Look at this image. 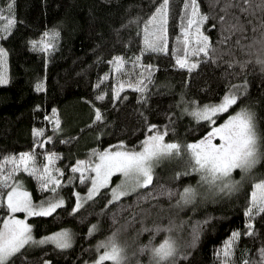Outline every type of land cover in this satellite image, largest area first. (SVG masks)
<instances>
[{
  "label": "trees",
  "instance_id": "16d2710c",
  "mask_svg": "<svg viewBox=\"0 0 264 264\" xmlns=\"http://www.w3.org/2000/svg\"><path fill=\"white\" fill-rule=\"evenodd\" d=\"M159 2L160 0H14L12 12L16 23L7 36H0V45L7 49L6 73L9 80L7 84H0V162L5 164L7 170L8 164L3 160L5 155L32 151L36 155V164L42 168L47 161L45 152L59 154L54 158L52 166L63 169V173L57 176L62 181L59 194L66 200V204L61 206L64 210L58 209L59 220L56 216L49 218L37 215L30 217L29 223L33 224V234L36 237L65 227L74 233L70 247L58 249L48 242L26 248L15 257L14 264H43L45 259L52 264H85L86 261L95 260L98 253L104 250L102 245L98 247V242L106 240L114 230L121 228L123 230L119 239L127 245L131 256L137 252L139 244L149 242L151 233L138 232L141 228L139 216L133 223L128 222L129 217L133 211L150 206L152 215L146 219L148 224L158 218V213L159 222L165 224L168 223V214L176 217L178 224L181 220L185 221L181 230L176 233L182 245L191 240L189 225L198 220H206L201 226L196 247L185 248V251L191 253L189 260L185 261L181 257L178 264H219L214 255L215 250L222 247L223 241L233 230L241 233L235 243L233 264H242L245 258L250 261L259 259L257 250L264 245V213L253 218V234L245 235L247 217L244 209L249 202L253 179H245L242 190L237 193H209L206 199L198 197L194 203L183 208H169L173 201L167 196L155 197L154 194L152 199L143 200L134 208H121L116 202L106 208L110 194L102 190L90 201L83 202L82 209L78 210L79 218L67 214L70 213L75 198L72 195L73 187L64 182L73 175L70 165L77 159L94 158V150L109 145L114 148L119 140H124L128 148L137 145L151 131L145 128L148 122L157 124L163 130L171 120L166 135L169 140L183 143L203 135L207 125L201 123L197 126L190 115H181L175 105L174 101L180 99L181 91L187 99H195L201 104L218 102L228 86L247 79L248 91L231 107V112L242 105L255 109L256 127L261 137V147L264 148V68L254 59L247 60V66L243 70L238 64L229 67L226 63L230 59L246 60L249 55L255 56L254 52L245 51L240 45L246 48L249 41L254 37L258 38L260 31L264 30L252 27L253 24L259 25L260 19H264V9L257 7L259 0H252L254 14L252 10L245 13L240 7L230 10L243 20L251 21L245 25V31L233 33L227 43L220 45L221 48H231V54L224 53L218 63L202 60L192 73L173 67L176 55H184L182 43L176 41L184 0H170L169 51L152 54L140 52L143 47V22ZM7 4L8 0H0V9L5 13L8 12ZM240 4L244 8L248 7L243 0H240ZM202 10L208 11V0H202ZM220 14L224 13L221 11ZM134 17H139V23H128ZM4 23L6 21L0 16V25ZM205 23L217 22L210 17ZM53 29L58 30L59 35L45 38L53 45L48 51H44L39 43L35 47L30 44L31 40L40 41L45 30L51 32ZM218 31L219 25L216 31L207 29L213 39H216ZM174 46L176 54L172 52ZM137 55L140 56V61L133 66L131 60ZM115 56L124 58L122 69H117L113 63ZM190 58L197 57L192 55ZM140 63L154 66L147 101H138L139 93L135 89H124L119 97L113 98L112 88L121 80H134L139 73ZM233 69L239 75H235ZM225 71L228 75L223 74ZM38 79L44 81V87L39 91L35 87ZM101 93L104 94L103 99L97 100L96 97ZM38 104L40 108H36ZM93 106L101 108L102 114L112 123L105 127L103 122H96ZM53 107L58 109L60 132L54 131L53 119H45L50 116ZM137 110L142 111L147 119L142 118ZM167 113L174 115L169 117ZM223 118V114L218 117L219 120ZM34 127L44 129V134L38 137V143L33 136ZM48 136L54 138L48 140L45 138ZM183 165L184 161L177 158L162 161L155 169L154 186L164 184L182 188L189 183L196 185L199 180L197 173L189 172L179 181L172 179L175 172L184 171ZM78 175L75 174L72 184L76 185V191L84 193L87 188L80 184ZM253 175L254 179H264V160L256 166ZM14 178L23 181L24 186L32 192L34 201L38 202L52 194L47 189L41 190L36 178L23 170L17 172ZM233 178H241L239 169L233 171ZM200 191H206V186L202 185ZM133 200L135 196L131 194L127 199L122 198L125 205L132 204ZM159 205L164 208L160 209ZM101 209H104L103 213ZM114 210L116 222H113ZM0 212L7 214L2 207ZM209 216L211 219H206ZM93 224L98 227L89 234V227ZM156 236L157 241L154 242L163 238L160 233ZM136 260L141 264H148L149 254L138 253L135 259L129 260V264H136ZM102 264L112 262L105 260Z\"/></svg>",
  "mask_w": 264,
  "mask_h": 264
},
{
  "label": "snow or ice",
  "instance_id": "6c2138e0",
  "mask_svg": "<svg viewBox=\"0 0 264 264\" xmlns=\"http://www.w3.org/2000/svg\"><path fill=\"white\" fill-rule=\"evenodd\" d=\"M248 5L244 8L240 4V0H208V11L202 10V0H184L183 9L180 13L179 34L176 41L182 43L184 55H176L173 67L186 69L192 73L201 64V61H210L218 63L222 60L224 53L231 54V48H221V44L228 42V38L237 32L246 30L245 25L251 21L243 20L238 14L231 12L233 7H240V10L247 13L249 10L254 11L252 0H243ZM8 12L5 13L0 9V16H3L6 23L0 25V36H7L16 23V17L12 12L14 8V0H8L6 5ZM257 7L264 9V0H259ZM215 9V11H214ZM224 14L221 15L220 12ZM217 23L205 22L209 18ZM170 19V0H160L154 5V10L148 15L143 22L142 35L143 47L141 53H161L168 52V34ZM139 23V17L131 18L128 23ZM219 25V31L216 39H213L207 32V29L216 31ZM123 27V25L121 26ZM252 27L264 29V19H260V24H253ZM49 35L58 36L56 29L45 30L41 34L40 41L31 40L30 44L35 47L38 43L42 45L44 51H48L53 47L46 37ZM239 43V41H237ZM259 47H256V45ZM245 51L254 52L255 56L249 55L246 60L230 59L226 63L229 67L238 64L243 70L247 66V60H255V62L264 68V30L260 31L259 37H254L249 41L248 46L240 45ZM176 54L175 46L172 49ZM194 55L197 58H190ZM7 49L0 45V84L9 82L6 73ZM140 61V56H135L131 63L133 66ZM113 63L117 69H122L125 60L122 56H115ZM153 68L151 64H139V73L134 80H121L112 88L113 98L119 97L124 89H135L139 95L138 101L146 102L150 83L153 79ZM239 75V73H235ZM224 75H228L225 71ZM249 82L247 79L238 81L228 86V90L224 93L222 99L218 102L199 103L195 99H187L185 93L181 91L180 99L174 101L180 114L190 115L196 122L197 126L203 123L207 125V130L203 135H198L190 141L180 142L177 140L166 139L169 131V120L163 130L154 123H146L145 128L151 130L143 136L137 145L128 148L124 140L117 141L115 147L112 145L103 149H96L92 152V157L87 161L77 159L75 163L70 165L73 175L68 177L67 183L73 187L72 195L75 203L71 207L70 216L79 218L78 210L82 209L85 201H90L96 197L102 190L110 194L106 208L116 202L121 208L134 206L143 200L155 197L167 196L170 201L169 208H183L194 203L199 197L204 200L209 193L217 192L232 194L242 190L245 179H253L250 191L249 202L244 212L247 217L245 223L247 232L245 235L253 234L254 220L253 218L264 213V179H254V170L256 166L264 160V148L261 147V137L256 127V112L253 107L242 105L235 112H231V107L236 105L239 98L248 91ZM36 89L39 91L44 87L43 80H37ZM103 93L96 97L97 100L103 99ZM91 103V101H89ZM115 104V99L113 100ZM183 104V107H181ZM38 104L36 108H40ZM94 107L95 121L103 122L104 126L112 123L102 114L101 108ZM142 118L147 119L144 113L137 110ZM58 109L53 107L50 116L45 119H53L54 131L60 132V117L57 115ZM230 113V114H229ZM224 115L225 118L219 120L218 117ZM169 117L174 113H167ZM172 131H175L174 129ZM44 134V129L33 128L34 139L39 142L38 137ZM52 140L54 137H45ZM217 138L219 142H217ZM35 146V145H34ZM44 155L48 159V163L41 168L36 164V155L32 151H21L17 154H9L3 157L7 162L8 168L5 170V164L0 162V207L6 211V215L0 212V264H14L15 257L20 255L26 248H34L38 245H45L51 242L58 249H66L73 242L74 233L70 228H60L44 236L36 237L33 234V224L29 223L30 217L43 215L51 218L56 216L58 209L64 210L61 206L66 204L65 198L59 194V187L62 185L61 179L57 174H62L63 169L52 166L54 158L59 154L55 152H45ZM174 158L184 161V171L175 172L172 176L173 180L179 181L187 173L199 174V180L196 185L185 184L183 187L172 188L168 185L154 186L153 178L156 166L164 160H172ZM30 173L39 182L38 187L41 190H49L52 194L40 201L33 200V194L25 186L23 181L15 179V174L20 172ZM241 170V178L239 180L233 178V170ZM78 175L80 184L87 188V191L81 193L76 191V185L72 184L75 174ZM114 174H120L121 179L112 183ZM206 186V191H200L201 186ZM145 186H148L146 189ZM148 189H151L149 191ZM6 192V194H5ZM129 194L135 196L132 204L125 205L122 198L127 199ZM175 197V199H173ZM163 209V205H159ZM18 211H22L23 215H17ZM101 213L104 209L100 210ZM151 206L149 208H141L133 211L129 217V223H133L135 218L139 216L141 228L138 230L150 232L148 243L139 244L137 252L129 255L127 245L121 243L119 236L123 230L117 229L104 241L98 242V247L103 246L104 250L98 253L93 261H86L85 264H102L103 261H111L112 264H129L130 259H135L138 253L147 252L149 254L148 264H178L181 257L185 261L189 260L191 253L185 251V248L191 246L196 247L202 225L206 220H198L189 225L191 227V240L185 244H181L179 236L176 234L181 230V225L185 223L181 220L178 224L176 217L168 214V223L159 222L158 218L153 220L151 224L146 223L148 216H151ZM113 222L115 221L116 211L112 213ZM206 219H211L207 217ZM124 225L123 227H126ZM98 227L93 224L89 227V234L94 232ZM160 233L163 237L158 239L156 234ZM240 231L233 230L231 234L223 241L221 248L215 250V258L219 264H233L232 257L236 241L240 238ZM259 259H244L242 264H264V245L258 250ZM27 260V257H24ZM43 264H52L51 261L45 259ZM136 264H141L136 260Z\"/></svg>",
  "mask_w": 264,
  "mask_h": 264
},
{
  "label": "rangeland",
  "instance_id": "374dc122",
  "mask_svg": "<svg viewBox=\"0 0 264 264\" xmlns=\"http://www.w3.org/2000/svg\"><path fill=\"white\" fill-rule=\"evenodd\" d=\"M5 70H6V72H7V62H6V69H5ZM217 142H219L218 138H217ZM80 160H85V161H87L86 159H80ZM46 163H48V159H47ZM46 163H45V164H46ZM42 168H43V167H42ZM21 170H23V169H21ZM234 170H236V169H234ZM234 170H233V171H234ZM239 170H240V169H239ZM240 171H241V170H240ZM115 176H116V178L112 180V183H113V182L116 183V182H118V181L121 179L120 174H114V177H115ZM114 183H113V184H114ZM16 214H17V215H21V216L23 215L22 211H18Z\"/></svg>",
  "mask_w": 264,
  "mask_h": 264
}]
</instances>
